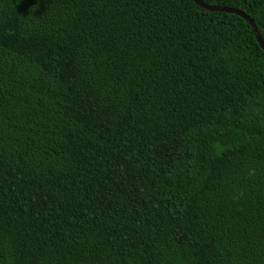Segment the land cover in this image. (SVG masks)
Segmentation results:
<instances>
[{"label": "trees", "instance_id": "trees-1", "mask_svg": "<svg viewBox=\"0 0 264 264\" xmlns=\"http://www.w3.org/2000/svg\"><path fill=\"white\" fill-rule=\"evenodd\" d=\"M243 11L264 41V0ZM0 264H264V50L195 0H0Z\"/></svg>", "mask_w": 264, "mask_h": 264}, {"label": "water", "instance_id": "water-1", "mask_svg": "<svg viewBox=\"0 0 264 264\" xmlns=\"http://www.w3.org/2000/svg\"><path fill=\"white\" fill-rule=\"evenodd\" d=\"M195 2L208 10H221V11H226V12H232V13H236L242 16L243 18H245L250 23V25L253 27L257 40L259 44L261 45L262 49L264 50V41L262 37L260 36L257 26L255 25L254 21L249 16H247L243 11L233 9V8L223 7V6L211 5V4L205 3L203 0H195Z\"/></svg>", "mask_w": 264, "mask_h": 264}]
</instances>
